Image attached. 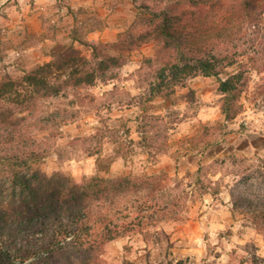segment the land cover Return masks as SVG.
Masks as SVG:
<instances>
[{"label":"rangeland","instance_id":"rangeland-1","mask_svg":"<svg viewBox=\"0 0 264 264\" xmlns=\"http://www.w3.org/2000/svg\"><path fill=\"white\" fill-rule=\"evenodd\" d=\"M204 1L197 6L193 0H0V91L14 84L2 92L0 110L13 120L26 118L16 128L49 129L37 135V144L52 152L36 165L38 171L66 174L78 184L95 175L156 176L155 186L130 197L159 199L160 207L170 202L165 207L172 217H155L147 233L106 243L100 264H264V229L239 198L262 197L254 173L257 158H264V66L248 69L236 114L228 120L219 91L226 75L161 84L156 61L162 40L138 39L158 25L153 13L168 12L176 33L182 14L189 13L188 24L218 21L231 27L233 39L209 44L212 53L236 60H244L245 51L264 54V0H248L262 5L257 24L247 21L245 0ZM199 7L203 12L197 13ZM120 39L128 43L123 51L113 46ZM95 46L120 59L92 85L37 97L23 81L43 65L90 58ZM24 96L33 97L27 109L19 104ZM12 182L0 165V244L27 247L41 242L43 217L17 208ZM9 203L15 205L6 216ZM67 262L56 255L49 264Z\"/></svg>","mask_w":264,"mask_h":264},{"label":"trees","instance_id":"trees-1","mask_svg":"<svg viewBox=\"0 0 264 264\" xmlns=\"http://www.w3.org/2000/svg\"><path fill=\"white\" fill-rule=\"evenodd\" d=\"M192 3L203 6L206 2L193 0ZM133 4H136L135 0ZM139 7L144 11L149 10L148 6ZM243 8L247 21L257 24L263 13L262 5L260 3L253 5L245 0ZM257 8L259 12H255ZM198 12H203V9L199 7ZM189 15L182 14L180 22H183V26L176 33L168 12L153 13L151 19L158 20V25L153 33L144 32L138 39L143 41L153 39L156 42L162 40L163 46L158 48L160 57L156 61L161 65L158 69L161 84L165 82L182 84L183 78L199 75L205 77L226 75L224 80H219V91L224 95L222 111L226 119L231 120L238 108V96L243 93L248 82L247 71L249 68L256 72L261 70L260 66H264V54L259 50H253L250 54L245 51L242 55L245 59L236 60L230 59L222 52L212 53V50L207 49L209 44H220L233 39L231 27L218 21L204 27L198 24L195 26L184 22ZM142 26L149 28L145 23ZM127 45L125 40L120 39L113 46L123 51ZM91 49L93 55L90 58L74 57L60 64L43 65L23 81L34 87L33 94L37 97L58 96L67 87L80 89L92 85L98 73L105 75L118 63L120 55L112 56L97 46ZM172 59L175 61L172 62ZM233 66L238 67V70L229 72L227 69ZM167 70L172 72L166 75ZM60 75H66L68 78L56 84L54 81ZM13 86L14 84L2 85L0 98L3 91L11 90ZM31 96L34 97L32 94ZM33 97L24 96L19 104L27 109ZM2 111L0 110V125L4 128H0V165L13 176L15 199L18 192L17 208L22 209L24 213L43 217L38 223L43 238L41 242L27 247L22 243L9 241L1 243L0 264H49L50 261H54L56 255L68 261L67 264H100L106 243L135 231L147 233L146 228L155 217L158 220L172 217L171 211L165 207L170 206L168 201L160 207L162 202L159 199H152L149 196V199L145 200L141 197L135 199L130 197L131 192L138 193L146 187L145 185L155 186V183L159 182L156 181V176L101 178L95 175L85 178L78 184L66 174L54 177L42 174L36 165L52 152L50 148L37 144V135L49 129L16 128L26 118L13 120L10 112ZM257 160L260 163L254 177L259 180L262 197L257 196L255 201L248 197L239 198L250 205L248 210L250 215L255 221H259L258 224H261L259 227L263 230L264 158ZM160 177L162 178L160 180H164L163 175ZM245 179L247 184L249 178ZM162 201L164 202L163 199ZM12 204L6 206V216L12 211L11 208L14 207ZM147 212L152 214L144 216Z\"/></svg>","mask_w":264,"mask_h":264}]
</instances>
